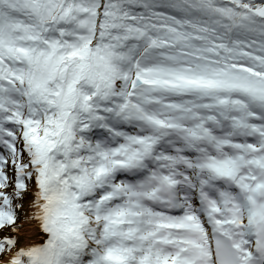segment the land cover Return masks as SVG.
Returning <instances> with one entry per match:
<instances>
[{
    "label": "rangeland",
    "instance_id": "1",
    "mask_svg": "<svg viewBox=\"0 0 264 264\" xmlns=\"http://www.w3.org/2000/svg\"><path fill=\"white\" fill-rule=\"evenodd\" d=\"M235 2L245 3L264 14V0H238ZM46 28L47 31L36 49L28 108L23 123L19 127L21 153L7 158V168L10 174L6 176L2 193L5 197V205H9V199L14 200V203L13 210L7 212L6 222L0 226V258L9 251L5 247L11 243L10 239H17L16 230L22 219V207L33 196L30 189L36 184L37 177L31 169L32 164L46 161L54 144V136L59 133L64 120L67 119L65 113L69 107L72 108H69L71 114L67 121L76 122L75 131L84 135L88 123L86 120H96L95 126H98L99 121L114 118L116 126L123 125L120 117L111 113L115 102L122 100L117 94V90L119 79L123 74L126 75L125 82L127 83L134 80V74L140 75L145 83L157 86L154 95L162 92V89L173 94L176 100H179L180 96L183 97V95L175 93L179 87L201 89L200 86L205 82L204 80L212 77V71L206 66L195 67L190 64L175 66V61L172 58L159 60V63H156L157 61L154 60H158V52L143 53L138 60V69L131 70L128 60L130 55L137 54L139 46H134L133 38L127 37L117 19L108 11L105 0H68L62 7L58 18L48 23ZM148 32L149 35L145 41L150 36L156 35L162 42L168 35L167 31L156 26L150 27ZM169 41L175 48L184 49L202 58L207 57L215 60L222 54V48L214 47L211 44V39L205 41L199 37H191L185 32L170 35ZM88 45H90V51L86 54L85 48ZM247 45L257 55H264L263 44L248 43ZM238 47L243 46L240 44ZM2 48H5L9 55L12 50L16 52L18 46L9 42L2 44ZM21 51L31 57L30 49L21 48ZM18 59V56H9L7 61L2 60V65L0 64L1 86L9 82V79H13V76H20L18 70L15 71L19 68V64L16 63ZM87 59L91 61L93 76L90 75L88 80L75 86L73 84L79 68ZM261 60L263 59L259 58L258 63L262 64ZM3 61L5 65L14 69V75L9 74L6 70L4 72ZM150 61L152 64L148 65ZM19 63L22 62L19 61ZM213 84V88L220 87L218 82H213ZM149 87L151 86L149 85ZM133 90L144 92L143 86ZM0 91L2 95H6L4 86ZM142 100L137 95L132 94L130 97V102L136 107L140 106ZM179 103L183 105L184 100H179ZM226 105L229 106V101L226 102ZM219 106L223 107L224 105L220 104ZM258 107L264 110V107L260 105ZM213 108L214 106H211V110ZM140 109L143 110L141 106ZM31 112L33 115H30ZM242 117L247 122H251V118L245 117V114ZM87 137L77 140L69 147L83 153V155H73L71 158L73 163L82 165L80 173L84 177V185L89 184L90 180H98L99 176L96 174V170L102 165L105 166L99 158V151L93 152V148H96L94 136ZM36 153L38 157L35 156ZM98 208L104 209V211L92 210L93 215L89 226L82 224L79 235L83 236L86 230L94 232L93 244L97 245L101 256L104 254L102 257L100 256L101 264H133L135 256L133 248H118L117 244H112L109 241V237L119 234L136 235L134 230L123 232L118 230L120 227L114 226L115 222L127 216L121 212L112 211L113 207ZM17 245L19 244L17 243Z\"/></svg>",
    "mask_w": 264,
    "mask_h": 264
},
{
    "label": "bare ground",
    "instance_id": "2",
    "mask_svg": "<svg viewBox=\"0 0 264 264\" xmlns=\"http://www.w3.org/2000/svg\"><path fill=\"white\" fill-rule=\"evenodd\" d=\"M85 51L86 54L89 53L90 45ZM91 70V61L87 59L81 64L73 85L77 86L88 80L92 75ZM69 108L65 113L67 119L71 114ZM67 119L64 120L59 133L54 136V144L44 166H40V161L32 164L31 169L36 174L37 182L30 189L33 192L32 198L24 203L21 210L22 219L16 230L19 245L12 244L11 250L0 258V264H96V260L101 259L99 248L93 244L94 232L86 230L80 240L73 226L80 222L88 224L93 212L89 208L90 197L83 193L81 186L84 182V177L80 173L82 165L73 163L71 158L73 155L83 153L69 148L72 143L83 139L84 135L75 131L76 122ZM262 182L264 173L259 174L258 184L247 195V202L243 204L245 207L243 220L247 224L246 233L248 232L250 239L256 238V226L264 222ZM154 222L153 220L147 224ZM157 230L162 236L166 233L159 227L151 230L152 236L157 234ZM75 239L80 241L79 244H75ZM157 255L156 251L152 250V256L155 258Z\"/></svg>",
    "mask_w": 264,
    "mask_h": 264
},
{
    "label": "trees",
    "instance_id": "3",
    "mask_svg": "<svg viewBox=\"0 0 264 264\" xmlns=\"http://www.w3.org/2000/svg\"><path fill=\"white\" fill-rule=\"evenodd\" d=\"M64 1L0 0V12L4 19L14 13L15 21L23 24L24 41L31 42L33 48V41L39 39L44 23L56 17ZM110 7L117 17L125 19L134 33H145L150 20L162 12L165 18L181 24L189 33L209 31L217 34L218 42H225L231 32L248 40L264 42V15L228 0H121ZM248 76L252 77L250 73Z\"/></svg>",
    "mask_w": 264,
    "mask_h": 264
}]
</instances>
